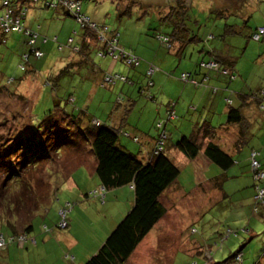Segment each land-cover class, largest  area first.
I'll return each instance as SVG.
<instances>
[{"label":"rangeland","instance_id":"obj_1","mask_svg":"<svg viewBox=\"0 0 264 264\" xmlns=\"http://www.w3.org/2000/svg\"><path fill=\"white\" fill-rule=\"evenodd\" d=\"M120 1L121 3H117L116 0H81L83 11L93 22L101 25L107 24L110 28L118 30L120 34L118 43L121 48H125L127 52H131L133 47L140 49L138 52L142 54L135 53L140 57V62L135 68H131L133 73L129 76L133 82L129 83L118 79V82L113 83V86L100 85L104 74L101 75V69H97L92 64L100 65L104 73L111 74L113 72L115 74L121 73L122 61L115 59L109 53L96 55L95 47L89 54L91 59L89 63L72 69L70 74L62 76L59 81L55 80L56 75L71 60L80 58L74 50H76L75 46L80 44L83 28L81 23L73 17H67L66 25L60 22V18L52 20L56 17L54 12H59V17H65L62 16L60 6L46 8L44 0L30 1L28 8H26L28 9L26 21L35 30L29 27L30 29L44 36L47 34L56 35L55 32H58L57 34L63 32L61 33L63 35L71 33L70 35L74 40L68 39L66 42L59 40L52 45L51 42L43 43L42 38H40L37 41V46L43 50L44 56L42 58L31 56L29 63H25L22 54L28 50L26 36L14 32L0 35L2 40L5 39L6 41L0 44V85H8L10 90L18 91L27 98L26 102L20 103L16 94L14 96L6 91L0 92V122L5 116L13 117V108L21 109L23 113L28 114L31 107L34 109V120L39 121L45 115H49L48 111L54 109L56 101H60L63 105H69L66 100L70 95L77 100L74 106L77 107L78 105L84 110L88 108L91 116L99 118L104 115L103 120H107L108 115H110L108 111L112 109L118 96H124V102L125 96L130 95L133 99L131 106L133 109L129 123L148 133L150 131L155 133L156 127L152 123L153 119L162 121L168 117L167 104L175 103L172 97L181 96L182 92L184 96L192 94L195 87L187 84H195L194 79L183 80L181 74L192 73L194 75L198 72L202 59L209 61L213 58L211 54L205 52L208 50H216L231 55L236 59V67L242 71L245 77H250V81H252L258 74L264 86V62H257V59L264 56V39L257 40L251 36L254 29L264 22V0L239 1L235 4V8L232 3L226 4L229 5V8L226 6L222 8L223 5L216 6L214 0H187L190 8L189 27L199 39L187 43L180 55L176 53L175 47H169L158 36L172 32L170 22L162 19V14L168 13L169 7L144 8L135 4L131 7V14H121L122 10L120 11L117 6L120 4L121 8L124 9L126 4L132 3L129 0ZM136 2L138 3V1ZM213 9L225 12V15L219 16ZM236 10L237 13H229L236 12ZM43 24L45 31L40 29ZM227 24H234L239 31L230 32L229 27L227 31ZM55 28L57 29L54 30ZM74 29L77 34L73 33ZM222 34H227V36L222 38ZM114 62L119 63L115 69L112 68ZM151 64L156 67V70L152 76H148L147 71ZM21 65H24L27 70H22ZM124 67L127 68L128 66L124 64ZM90 68L92 72L99 73L97 77L90 80L96 83L98 88L92 93L90 91L94 89V86L92 87L86 76ZM124 75L128 76L129 74ZM227 77L226 75L220 76L221 84H226L228 87L227 90L219 89L220 94H226L224 96L225 103H227L228 96L235 98L233 88L230 89V83H227ZM238 78L241 80V76L238 75ZM151 80L154 81V85L148 88V81ZM141 88L146 89V93L142 92ZM149 90L152 94H148ZM151 95H155V98L152 99ZM219 96L220 99H217V102L222 101V95ZM107 104H110V108L104 109ZM191 108L193 112L191 110L185 112V115L188 116H177L175 122H172L174 126L178 125L177 136L182 135L181 133L185 131L187 124V135L192 134L194 128L198 127V119L195 116L198 112H195L192 106ZM191 113H195V115ZM212 118L213 116L209 117L211 121ZM19 119L17 125L22 129L28 121V115L19 116ZM221 121H226L225 116L216 115L213 123L217 125ZM223 130L221 129L220 132H224ZM1 131H4V126H0V136L2 135ZM122 135L121 139L125 138L124 133ZM227 137H231L232 140V138L236 139L237 135L232 131V136ZM143 138L141 137V144L145 142ZM205 143H207V139H205ZM80 149L76 151L64 147L54 156V158L58 157L57 159L48 161L44 165V171L30 173V177L34 180V193L38 197L39 193L50 188L48 199L43 200L44 204L32 217L34 231L46 234L44 226L48 225V228L56 227L71 231V234L77 238L90 237L91 240H94V238L99 239L100 237L103 241L115 225L114 222L111 226L112 218L119 214L121 208L125 211L123 216L129 211L128 209L132 205L131 191H127L128 187L116 189L120 194L118 199L116 193H112L115 190H112L110 194L106 195L105 200L99 193H89L98 186V180L94 182L91 179L94 177H89L84 168H76L77 164L86 162L89 164L88 168L91 169L94 163L89 152L84 154V159L79 160L78 151L80 152ZM137 149L134 148L132 151L137 153ZM142 149L145 150V148ZM174 149L178 150L176 147ZM247 149L249 148L246 145L245 151ZM171 154L176 156L174 159L180 167L179 180L182 182L184 190H176L174 185L166 190L161 199L166 207L165 214L139 244L127 264H236L234 260L228 261V258L240 247H242L245 257L241 264H264V259H262L264 255V217H258L253 213L257 202L253 198L251 200V196L248 197L251 195L248 194L251 188H244L248 183V178L245 177L239 183L236 177H228L226 181L224 177L223 186L225 184V188L229 192L234 193L236 189L239 190L233 194L235 196L232 199L222 197L220 189L215 184V178L204 181L202 176L200 177L204 173L208 177L218 176L221 171L217 170L215 165L208 166L204 171H201L200 169H203L205 164H202L199 159L193 161L186 157L183 158L181 155L177 156L173 150ZM235 165L236 167L233 168L235 175H237L236 170L241 171L240 168L247 171V174L250 172V165L245 163L243 167L238 166V163ZM196 170H200V175H197ZM71 172L78 186L75 185L70 188L69 185L73 183ZM49 173H52L50 187L47 185L50 184L47 178ZM239 176L243 178L241 173ZM250 176L252 177V172ZM66 177L67 179H65ZM198 177L200 181L203 180L200 184L196 182ZM4 179L5 176L0 174V237L3 234L7 240L4 246H0V264H19L22 254H26V257L30 254H39L44 257L46 254L43 250L45 243L42 240L38 246H32L27 241V245L23 247L17 238L13 242L10 241L14 233L12 228L2 226L8 222V219H11L17 232L22 234L25 230L24 227L30 222L29 208L35 202L33 196L30 195L31 192L25 189L24 184H19V189L14 184L15 190L12 189L7 198L14 205L13 202L19 197L21 205L17 201L13 210H6L7 207L3 202L5 196H2L1 193ZM21 186L25 190L20 189ZM68 202L72 204L71 208H67L69 226L67 228L57 227L60 221L59 210L63 207L66 208ZM241 203L244 207L241 206ZM25 206L27 211L24 209ZM247 226H255L256 230L259 231L258 234L254 232L253 237L250 234H244V228ZM35 232L30 231L28 233L33 236L31 240L36 237L40 240V235L35 236L37 234ZM54 240L57 244V237ZM46 245L52 244L50 242ZM26 247H29L28 250ZM204 248L206 253L203 252ZM66 251L69 250L62 249L63 253ZM63 256L60 253V257ZM44 261L49 262L45 258Z\"/></svg>","mask_w":264,"mask_h":264},{"label":"trees","instance_id":"obj_2","mask_svg":"<svg viewBox=\"0 0 264 264\" xmlns=\"http://www.w3.org/2000/svg\"><path fill=\"white\" fill-rule=\"evenodd\" d=\"M30 1L32 2L39 0H10L11 6L13 8L24 12V22H26L27 19L26 12L28 9L26 8H28ZM56 1H58L57 6H60L61 10L73 18H75L74 12H76V7L71 8V4L66 5L64 3L66 1H74L76 3L79 2L81 4L79 13L87 16V14L83 11L81 0ZM129 1L132 4H126L124 9L121 8L120 4L117 6L120 11L122 10L121 14H131V7L135 4H139L144 8L148 7L144 6L139 1L137 3V0ZM44 2L46 8L55 7L49 3L50 0H44ZM116 2L121 3L120 0H116ZM60 3H63L65 6L59 5ZM1 8L2 6L0 3V9ZM189 9L190 8L187 0H174L173 4L169 6V12L162 14V19L164 21L170 22L172 26V32L170 34H159L158 36H160V40L162 42L169 44V47H175L177 43L180 44L178 50H176L178 55L182 53L183 48L187 43L199 39L197 34H195L189 27ZM19 10L16 11L18 12ZM215 11L219 16L225 15V12H221L219 10ZM229 13L234 14L237 12ZM92 23L95 25L93 26ZM81 25L83 28V34L81 35L82 38L80 40V44L75 46V48H77L75 51L78 52L80 58L75 61L71 60V62H69L65 68L60 70V73L56 75L55 80L59 81L62 76L70 74L75 66H82L83 64L90 62L91 59L89 54L93 47H95L96 55L108 54L109 47L107 46V43L111 41L113 37L119 38L120 35L116 34L119 33L117 29H112L107 24L101 25L93 22L90 17L89 22L81 23ZM261 26H257L254 29L251 34L252 37ZM104 27L107 28L105 32L107 37L106 40H108L107 42L106 40H101L99 37V33H101ZM226 29L227 31L229 30L230 32L234 33L239 31L237 26L234 24L228 25ZM11 32L22 33L18 31L4 33L0 27V35H2V33L5 35ZM25 36L27 38L26 45L28 50L22 54V58L25 63H29L31 56L36 57V50H40L42 53L43 51L37 46V41L40 37V34H38L33 44L29 42L30 38L27 35ZM226 36L227 34L221 35L222 38ZM44 37H42V41ZM262 39H264V36H262L259 40ZM46 40L47 39H45V41ZM54 41H56V39ZM3 42L6 41L4 39L2 40V37H0V44ZM46 42L43 41V43ZM205 52H208L211 55L213 53L211 50ZM26 55L27 59H25ZM212 57L213 58L209 59V61H215L217 63L216 67L205 66L204 63L208 61L202 59L199 64V71L194 75L192 73H187L188 76L185 80L194 79L195 83L198 85L200 84L199 82L203 83L204 81H207L209 75L212 73H215L219 79L222 75L228 76V84L231 81L235 82L236 79H239L238 75L240 76V73L234 69L236 63V59L234 57H224L222 55L216 54L212 55ZM119 59H121L122 64H126V60L124 58ZM127 66L128 68L136 67L135 65ZM22 70L26 71L27 68L24 66ZM222 70H224V73H222ZM103 74L100 83L102 86H113V83L107 82L105 80L106 76H111L115 80L116 84L118 79H121H115L116 74L124 75L122 72L115 74H113V72L111 74L105 72ZM124 77H126V80L121 79L122 81L129 83L133 82L129 76L124 75ZM151 82L153 83L151 85L148 84V88L154 85V81L151 80ZM48 84H50V82H48ZM211 90L214 91L215 87H211ZM2 91H6L14 96L17 95V100H19L20 103L27 101V98L24 94L18 91L10 90L8 85H0V92ZM142 92L146 93V89L143 88ZM148 94H152L150 90ZM151 98L154 99L155 95H151ZM263 98L264 90L262 91V89L255 93H243L239 91L235 102L231 98H227L228 111L227 120L225 122L220 123L218 126H214L208 122V120H203L201 123H199L198 127L196 128L197 130H195L194 133L189 135L185 133H182V135L178 136L176 135V139L174 138L173 140L174 147H176L181 153L191 160L197 158L203 151L205 156L213 162L218 170L222 172L228 171L235 164V157L212 138L218 132H220L219 129L223 127L225 123H228L231 125H237V127L240 128L239 138L241 137V140L244 141L249 127L247 126L248 119L244 115L242 107L248 106L251 102L261 107V105H263ZM123 99L124 98H120L117 100L113 107L114 109H117L118 112H120L119 117L112 119L109 115L108 119L105 121L95 122L92 118L93 116H91L87 109L84 110V108L79 107L78 105L77 107L74 106V104L76 105V99L71 95L68 97V100H66V103L69 105H63L60 101H56L54 109L48 111L49 115H45L39 121L34 120V109L31 107L28 114L23 113L21 109L13 108V117L5 116L0 122V126H4V131H1L2 135L0 136V174L5 176L1 193L2 196H5V200L3 202L7 207L6 210H13V207H15L17 201L18 204H20L19 197L15 202H13L14 205H12V202H10L11 200L7 198L10 195L11 190H15L14 184H16V188L18 189L20 187L19 184H24L25 189L30 191V195H32V198L35 199V202H33V205L31 208H29L31 213L29 219L30 222L24 227L25 230L22 232V234L30 232L34 227L32 217L44 204L43 200L48 199L50 190L49 188V190L46 189L45 192L39 193L38 197V195L34 193V180L30 177V173H33V171H44V165L48 161H54V159H57L58 157L54 158V156L58 154L59 151L64 147L68 150L75 149L76 151L81 148L80 152L78 151L80 155L79 160L85 158L84 154H86V152H89L92 155L95 162L96 174L99 178V181H101V185H103L101 191L95 190L92 192L94 194H101L103 197L102 199H106L108 191L132 186L134 200L129 211L121 219H119L118 222H116V225L110 230L106 238L102 241L103 243L100 245L98 250L93 253L83 264H127L132 258V255L139 244L153 230L154 226L165 214L166 207L161 199L166 190H168L176 181L179 180V174L181 172L180 167L174 159L175 157L171 154V148H168L167 146V142L172 135L171 132L174 130L173 133H176V129L178 128V125L174 126V124H172V122H175V117H177L175 103L173 102V104H167L168 117L165 120H155L154 126L156 127V132L151 133V137L155 139V143L153 149L151 150L150 159L144 160L143 154H145V152L141 146L139 150H137V153H134L133 151H130L124 147L127 146L123 142L125 138L121 139V135L123 133L125 135H129L128 131H126V126L129 124L128 113L129 109L131 108L130 105L124 104ZM21 106L23 107L22 104ZM25 115H28V121H26L25 127L20 129L17 125L18 121L20 120L19 116L21 117ZM159 122H161V126L158 125ZM6 132L8 133L6 134ZM205 139L210 140L205 143ZM133 140L138 144L141 141L138 136H132V141ZM241 147L242 142L238 146V150H240ZM253 150L258 152L257 149L251 150L249 156L250 161ZM256 158L260 165L258 169L259 171L252 172V178L254 180V194L252 198L257 202L253 213L258 217H264V195L258 200L254 198L257 194V187L264 188L263 164L259 160L258 154L256 155ZM79 167L80 164H77L76 168ZM251 169L253 170V168ZM47 170L49 171L50 169ZM258 172L263 173V177L260 179L256 178V173ZM51 175L52 173L47 175V178L50 181V184H47L48 187H50L52 183L50 178ZM221 175L222 177H220ZM72 176L73 174L71 172V177ZM224 177L225 179L227 177L224 172L214 177L216 179L215 184L220 189H223ZM65 179H67V177ZM20 189L25 190L22 186ZM16 194L18 195V193ZM261 208L263 209L261 210ZM24 209L27 211L26 206ZM59 222L57 227H59ZM2 226H9L12 228L14 232L10 238V241L12 242L16 238L18 239V237L21 235L20 232H17L15 224L11 219H8V222ZM68 226L69 222L67 224V227ZM47 229H49L48 225H45L44 230L46 231ZM245 229L246 231L243 233L250 234L252 237L254 232L257 234L259 232L256 230L255 226H247ZM203 250V252L206 251L205 248ZM242 250V247H240L238 250L232 253L228 258V261L234 260L236 264L243 263L245 257ZM237 256L239 258H237ZM262 259H264V255L262 256Z\"/></svg>","mask_w":264,"mask_h":264},{"label":"crops","instance_id":"obj_3","mask_svg":"<svg viewBox=\"0 0 264 264\" xmlns=\"http://www.w3.org/2000/svg\"><path fill=\"white\" fill-rule=\"evenodd\" d=\"M137 1L141 2L144 6H148V7H161L158 4L147 3V2H143L142 0H137ZM173 2H174V0H173ZM173 2L171 4H173ZM235 3H238V2H235ZM171 4L170 3L163 4L162 6L169 7ZM225 6L227 8H229L228 7L229 5H226V4L223 5L222 8H225ZM60 11L62 13V16H65V17H59V12H54L56 17L53 18L52 20H58L60 18V22H62V23H64L66 25V23L68 22V18L67 17H71V16L66 14L63 10H60ZM236 12H237V10H236ZM26 17H27V15H26ZM25 23H26V27H28V28L31 27L32 29L35 30V28L32 25H30L28 23V21H26ZM70 24H71V22H70ZM261 25H264V22L259 24L258 26H261ZM71 28L72 27L70 26V29ZM40 29H41V31H45L44 30V24L40 27ZM46 29H48V27H46ZM56 29L57 28H55L54 30H56ZM57 33L58 32H55L56 35L47 34L48 36L45 35L46 37H44V35H41V33H38V34H40V37L38 39L44 37L43 41L44 42L47 41L45 44H48L49 42H51L52 45H54L59 40H62L63 42L68 41V39L69 40H74V38L70 35L71 33L68 34V35L61 34L63 32H61L60 34H57ZM73 33L77 34V31L74 29ZM81 38H82V36H81ZM81 38H80V40H81ZM45 39H47V40L45 41ZM55 39H56V41H54ZM179 46H180V44L177 43L176 46H175L176 50H178ZM263 47H264V44H263ZM75 49L77 50V48H75ZM261 49H262V47H261ZM131 50L133 51L134 54L135 53L142 54L141 52H138V50H140V49H138V47H136V48L133 47ZM141 50H143V49H141ZM76 54H78V52H76ZM215 54L216 55H222L224 57H230L231 56L229 54H224V53H221L220 51L214 50L212 55H215ZM43 56H44V52H43ZM72 61H75V60H72ZM257 62H259V63L262 62L263 63L264 62V56H261L259 59H257ZM118 64L119 63H117V62L115 63L114 62L112 64V68L115 69ZM92 65L94 67H97V69H101L102 74L104 73V71L100 67V65L99 66L97 64H92ZM77 67H80V66H75V68H77ZM234 69H236L240 73L241 80L240 79H236L235 82H230L229 87H230V89L233 88V91L235 93V98L232 97V96H228V98H231L235 102L237 94L239 93V91H241L243 93H253V92L255 93L257 91H260L261 89L264 90V86H263L262 82L260 81V78H259L258 74L255 75L256 78H254L252 81H250V77H248V76L245 77L242 74V71L239 70L236 67V65H235ZM134 70H136V69H134ZM120 72H122L124 74H129L128 76H131L132 73H133V69L128 68V67L126 68V67H124V64H122L121 68H120ZM97 75H99V73H95L94 71L92 72L91 68L89 69L88 74H86L87 80L92 84V87L94 86V89H91V91H90L91 93L94 90H96L97 86H96V83L91 82L90 80L93 77L94 78L97 77ZM101 75H100V77H101ZM199 83L200 84H198V85H197V83H195V84H192V83L191 84H187V85H193L195 87V88H193L191 95L184 96L183 92H182L181 96L177 95L175 97H172V99L175 100V105H176L175 106V110H176L177 116H180V117H182V115L185 116V117L188 116V115H185V112H186V110H191L192 109L191 106H192L195 109V112H198L197 115H195V113H191V114H193V115H195L197 117L198 125L203 120H208V122H210L212 125L218 126L220 123H222V121L219 122L217 125L215 123H213V120L216 118V115H219L220 117L223 115V116H225V120H227V111H228V104L224 102V96H226V94H220L219 93V89L227 90L228 87H227L226 84L225 85L221 84L222 81H220L219 77L217 78L215 73L210 74L207 81H204L203 83H201V82H199ZM213 86L215 88H217V90L215 92L213 90H211V87H213ZM219 86H221V87L224 86V88H221ZM86 87H87V85L85 86V90H86ZM231 92H232V90H231ZM119 95H120V93H119ZM219 95H222V101L221 102H217V99H220ZM112 96H113V94H112ZM120 98L122 99V98H124V96H118L117 100H119ZM76 101L77 100H75V102ZM262 103H263V105H261V107L255 105L252 102L248 106H243L242 107V111H243L244 115L246 116V118L248 119L247 126L249 127L248 128V133L246 134V137L244 138V141L241 140V137L239 138L240 128H238L237 125H231V124H228V123H225L224 126L219 129V131H221V129H224L223 130L224 132H218L212 138L216 142L221 144L223 146V148L226 151H228L230 154H232L234 157L237 154L239 155V156L237 155V157H235V163H238V166L241 165V167H243L244 163L246 165H250V159H249L250 152H251L252 149H257L258 152H259L258 153V158L261 161V163L263 164V168H264V98L262 99ZM124 104L130 105V107L133 105V99H132V97L130 95L129 96L128 95L125 96ZM113 107H112V109L110 111H108L110 113V117L112 119L119 117V113H120V112L117 111V109H114ZM107 108H110V104H107V107L105 106L104 109H107ZM132 109L133 108L129 109L128 120H130L129 118H130V114L132 112ZM87 110H88V108H87ZM178 114H180V115H178ZM103 116H100L99 118L93 116L92 118H93V120L95 122H97V121H105V120H103ZM210 116H213L212 121L209 119ZM152 123L153 124L155 123L154 119H153ZM183 123H184V119H183ZM186 128H188V124L186 125ZM186 128H185V131H183V133L188 134V130H186ZM195 128H197V127H195ZM195 128L192 131L193 133L195 132ZM225 128H227V129H225ZM126 131H128L129 135H125L124 134L125 140L124 141L122 140V141L127 145V146H124V147L127 148L128 150L132 151L134 148L135 149L138 148L137 150H139V148L141 146V148H145V150H144L145 154H143L144 160L150 159L151 150L153 149V146H154V143H155V139L151 137V131H150V133H148V132L144 131L143 129H140L139 127H136V126L132 125L131 123H129L126 126ZM173 131L171 132L172 135L170 136V139L167 142V146H168V148H171V150H170L171 152L173 150L176 153L177 156L181 155V157L185 158L186 156L183 153H181L179 150H175L174 149L173 140H174V138L176 139V134L177 133H173ZM232 131H233V133L235 135H237V138L236 139L232 138V140H231V137H227V136H232ZM132 136H138L140 140H141V137L142 138L144 137L143 139H144L145 142L143 144H141V142L138 144L134 140L132 141ZM226 137H227V140H226ZM209 140L207 139V141H209ZM239 141L242 142V147H241L240 150H238V146L241 144V142H239ZM246 145L248 146L249 149H247L245 151ZM129 148H131V149H129ZM175 158H176V156H175ZM197 159H199V161H201L202 164H205V167H203V169H200L201 171H204V169L208 168V166L210 167V166L214 165L213 162L210 161L205 156V154H203V151L200 153V155L197 158L193 159V161H196ZM93 162H94V159H93ZM201 162H199L200 165H201ZM88 166H89V164H86V163L82 162V163H80V167L79 168H84L85 169V173L89 177H94V179L91 178L94 182H96L98 180V186L94 187L95 189H93L92 191H95V190L101 191L102 188H103V185H101V181H99V178H98V176L96 174L95 162L93 163V166L91 167V169H89ZM234 167H236L235 164L228 171H226V172L223 171L226 174V176H227L225 181L228 179V177H236L237 182L240 183V182L243 181L242 179H244L245 177L248 178V183L246 184V186L244 185V182H243V185L245 186L244 188H246V189L251 188V191L248 193V194H251V195H248V197L251 196V200H252V196L254 194V186H253L254 180L250 176L251 172H253L252 169H251V165H250V169H249L250 172L248 171L249 175L247 174V171H245L243 168H240L241 171H239V172L236 170L237 175H235L234 171H233ZM200 170H198V171L196 170L197 175H200ZM223 172L221 171V173H223ZM221 173H219V174H221ZM240 173L242 174L243 178H241V176H239ZM201 176H202L204 181H209V179L211 180L214 177H216L217 175L213 176V177H210V176L208 177L204 173V174L200 175V177ZM72 181H73L72 185H69L70 188L74 187L75 185L78 186L77 183H76V180L74 179L73 176H72ZM202 181L199 180V177L196 180L197 184L202 183ZM173 185H174V188L176 190H181V191L184 190V186L182 185V182L180 180L176 181ZM173 185L170 188H172ZM127 189H128L127 191H131L130 192L131 193V197H132L131 198V203L133 204V200H134V192L132 190L133 188H132V186H129ZM89 190H91V189H89ZM238 190L239 189H236L234 191V193H231L225 188V184H224L223 189H220L219 191L221 192L222 197H230L232 199L235 196L233 194H235V192H237ZM92 191H90L89 193H91ZM244 191L247 192V190H245V189H244ZM110 193H111V191L107 192V194H110ZM112 193H116V195H117L116 197L119 199L120 194H119L118 190H115ZM86 195H88V194H86ZM241 206L244 207L243 203H241ZM124 212H125L124 209L121 208V211L119 212V214H117L115 218H112L111 226L114 224V222H115V225H116V222H118V220H119L118 218L123 216ZM34 229L35 228L33 227L31 229V231L35 232ZM28 233H27V239L25 241H20L19 243L23 247H25L27 245V241H28L29 243H31L32 246H38L39 242L42 240L43 243H45L44 244L45 246H43V250L46 252V254H45L44 257L42 255H39V254H30L29 256H27L28 258L25 256L26 254H22L21 260L19 261V264H83L93 253H95L98 250L99 244H101L100 242H102V238H100V237H99V239L94 238V240H91L90 237L77 238L76 236H73L71 234V231L58 229L56 227H52V228L47 229L46 232H45L46 234H43V233H40V232H35V233H37V234H35V236L36 235H40V240L38 239V237L33 238V240H31V238L33 236H31ZM38 233H40V234H38ZM55 237H57V239H58L57 244L55 243V240H54ZM32 241H33V243H32ZM50 242H51L52 245H50V246L46 245V244H49ZM28 248L29 247H26L27 250H28ZM63 248L66 249V250L68 249L69 251H66L65 253H63L62 252ZM60 253L64 255L62 258L60 257ZM44 258H45L46 261L49 260L50 263L49 262L46 263L44 261ZM70 258H72V259H70Z\"/></svg>","mask_w":264,"mask_h":264},{"label":"built area","instance_id":"obj_4","mask_svg":"<svg viewBox=\"0 0 264 264\" xmlns=\"http://www.w3.org/2000/svg\"><path fill=\"white\" fill-rule=\"evenodd\" d=\"M1 6L2 8L0 9V27L2 28L4 33L10 32V31H18V32H22L25 35H27L30 40L29 42L31 44L34 43V41L36 40L38 33L35 32L34 30H31L30 28L26 27V23L24 22V12H21L19 9H15L11 6V2L10 0H0ZM51 5L57 6L58 1L56 0H50L49 2ZM64 4L66 5H70L71 4V8L72 7H76V12H74L75 18H77V20L80 23H84V22H89V17L85 16L84 14H80V8H81V4L79 2H74V1H66ZM63 3H60L59 5L65 6ZM16 10H19L18 12ZM72 10V9H71ZM16 11V12H15ZM93 24V23H92ZM95 24H93L94 26ZM106 30L107 28L104 27V29L101 31L100 34V39L101 40H106ZM119 34V33H116ZM117 36V35H116ZM262 36H264V26H261L258 28L257 32L253 35V37L257 40H259ZM167 40V38H166ZM108 40H106L107 42ZM108 48V52L109 54H111L115 59H119V58H124L126 60V64L129 66H133V65H138L140 62V59L138 56H136L135 54H133L132 52H127L124 48H121L118 44V38L117 37H113V39H111V41H109L107 43ZM35 56L37 58H40L43 56V53L40 50H36L35 51ZM25 59H27V55L25 56ZM205 66L208 67H216L217 63L213 60L208 61L206 63H204ZM22 68H24V65L21 66ZM155 70V67L153 65L150 66V68L147 71V75L151 76L153 74ZM187 74L186 73H182L181 77L183 79L187 78ZM116 78H121L123 80H126V77H124V75H120V74H116ZM105 80L107 82H111V83H115V80L111 77V76H106ZM153 82L149 81L148 84L151 85ZM159 126H161V122H159L158 124ZM160 149V148H159ZM257 151H252L251 153V165L254 171H259V161L256 158L257 155ZM263 177V173L258 172L256 173V178L260 179ZM264 195V189L263 188H258L257 190V194H256V199H261ZM67 208H71L70 204L67 205L66 208H61L59 210V214L61 216V220L59 222V226L62 228L67 227ZM18 239L20 241H23L25 239V235H20L18 237ZM6 244V239L3 235H1L0 237V246H4ZM237 258H239L237 256Z\"/></svg>","mask_w":264,"mask_h":264},{"label":"water","instance_id":"obj_5","mask_svg":"<svg viewBox=\"0 0 264 264\" xmlns=\"http://www.w3.org/2000/svg\"><path fill=\"white\" fill-rule=\"evenodd\" d=\"M142 1L147 2V3L158 4L160 6H162L163 4H168V3L171 4L173 2V0H142ZM214 3L216 4V6H221L225 4H231V0H214Z\"/></svg>","mask_w":264,"mask_h":264},{"label":"clouds","instance_id":"obj_6","mask_svg":"<svg viewBox=\"0 0 264 264\" xmlns=\"http://www.w3.org/2000/svg\"><path fill=\"white\" fill-rule=\"evenodd\" d=\"M160 37V36H159ZM168 46H169V44H167ZM133 53V52H132ZM137 56V55H136ZM140 58V57H139ZM151 65H153V64H151ZM150 65V66H151ZM137 66V65H136ZM154 66V65H153ZM155 67V66H154ZM155 70H156V67H155ZM155 70H154V72H155ZM153 72V73H154ZM187 74V73H186ZM188 75V74H187ZM182 78V77H181ZM183 79V78H182ZM183 80H185V79H183ZM217 90V88H215V90H214V92ZM173 116V115H172ZM257 153H259V152H257ZM251 162V161H250ZM251 168H252V165H251ZM252 171H254V170H252ZM257 188H259V187H257ZM264 189V188H263ZM256 196V195H255ZM255 199H256V197H254ZM258 200V199H257ZM68 204H70V206L72 207V204L70 203V202H68ZM67 204V205H68ZM60 227V226H59ZM244 230L246 231V229L244 228ZM1 235H3V234H1ZM21 235H25V239L23 240V241H25L26 239H27V233L26 234H21ZM19 240V239H18ZM19 242H20V240H19Z\"/></svg>","mask_w":264,"mask_h":264},{"label":"flooded vegetation","instance_id":"obj_7","mask_svg":"<svg viewBox=\"0 0 264 264\" xmlns=\"http://www.w3.org/2000/svg\"><path fill=\"white\" fill-rule=\"evenodd\" d=\"M239 1H244V0H237V1H235V0H231V3L233 4L232 6H234V8H235V2H239Z\"/></svg>","mask_w":264,"mask_h":264}]
</instances>
